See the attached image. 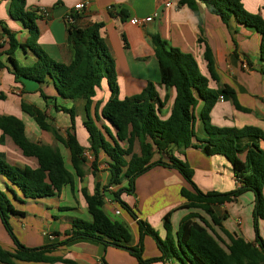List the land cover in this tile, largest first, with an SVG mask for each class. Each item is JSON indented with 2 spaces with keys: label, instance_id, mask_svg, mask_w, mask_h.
I'll return each mask as SVG.
<instances>
[{
  "label": "crops",
  "instance_id": "0c3cea01",
  "mask_svg": "<svg viewBox=\"0 0 264 264\" xmlns=\"http://www.w3.org/2000/svg\"><path fill=\"white\" fill-rule=\"evenodd\" d=\"M180 0H172V7L164 8V0H26V11H46L45 18L40 17L36 22L39 31L37 45L54 62L68 65L72 59V51L66 43V19H72L71 25L78 28L90 27L94 23H102L100 36L104 40L114 63L117 74L118 95L120 99L137 95L147 82L153 83L159 96L161 107L159 116L165 120L169 116L174 97V91L160 86V73L157 60L154 56L151 39L157 36L166 45L167 49H177L183 54L190 55L196 63L199 73L208 81V90L216 98L214 108L210 113L211 124L220 128L253 127L264 132V63L260 61V36L252 29L239 25L231 19L228 26L218 17L210 15L203 5L198 6V17L187 7L179 6ZM243 8L251 14L264 18V0H240ZM83 4L84 10L76 11L75 6ZM9 3L0 2V28L15 34L19 43H24L28 35L19 22L10 18ZM157 17L143 28L131 23L132 18ZM7 47L4 48L6 50ZM208 51L214 66V76L210 77L205 61ZM20 69H29L34 58L28 51L18 49L14 53ZM0 62L8 65L5 56ZM226 88L234 93V101L226 94ZM41 92L48 99L44 101ZM222 97V100H220ZM109 98L106 82L96 91L95 97L89 106V115L94 117L95 106L99 121L97 126L105 125L100 118V111ZM21 103L33 105L45 111L46 123L50 132L42 131L34 120L22 112ZM202 103L198 102L194 109V137L191 139V148L184 151L185 161L193 171V183L202 192L227 193L238 187L232 168L221 155L211 156L201 149L207 135L200 120ZM55 107L72 109L74 111V132L79 144L88 154L83 175L79 178L70 165V155L64 146L55 141L54 133L65 138L66 130L71 127L67 113L56 112ZM0 117H14L24 125L27 140L35 145H44L57 150L64 162L65 168L73 176V186H63L60 192L51 197L26 200L15 203L14 209L23 215H11L10 226L17 240L25 248L35 249L43 245L53 244L65 239L64 233L70 227L72 219L85 222L91 220L82 196V191L88 196L94 193L95 185L106 189L109 185L108 163L110 161L100 151L96 159L95 170L92 171L91 161L93 153L89 150L88 134L83 128L86 120L84 100H63L59 98L47 79L43 84L18 79L16 82L11 74L0 69ZM248 144L249 141H244ZM257 145L264 150V142ZM125 147V145H124ZM138 147L134 152L137 154ZM0 154L11 167H38L35 158L23 156L12 141L3 135L0 130ZM175 156L178 154L174 153ZM92 156V157H91ZM244 154L240 159H244ZM154 160L159 156L155 155ZM163 161H166L162 158ZM90 161V162H89ZM126 180L118 186H108L103 212L110 220L116 221L120 217L132 237L131 246L138 243L136 223L124 213L115 215L116 204L112 193L125 187ZM1 187V182H0ZM191 190L184 179L175 171L162 167H155L138 177L134 183L131 196L123 193L121 200L135 213L137 220L148 225L161 240L165 239L163 220L170 214L169 222L172 234L185 222V227L196 222L191 217L197 214L203 217L210 225L214 234L224 245L230 244L229 239H243L246 243L255 244L252 212L254 196L247 192L241 196L214 207L213 217L218 220L219 226L212 224L210 218L199 210L183 208L185 200L180 198L181 189ZM111 191V192H110ZM0 226L4 230L0 221ZM0 228V246L12 250L14 245L11 239ZM258 230L264 242V220L258 221ZM59 233L60 236H56ZM144 238V259L158 257L159 253L151 241ZM148 247V248H146ZM149 253L148 255L145 252ZM53 257L68 261L72 264H100L101 258L106 264H139L128 252L114 247L104 248L96 242L79 239L58 248ZM63 264V263H56ZM154 264H177L176 262Z\"/></svg>",
  "mask_w": 264,
  "mask_h": 264
},
{
  "label": "trees",
  "instance_id": "16d2710c",
  "mask_svg": "<svg viewBox=\"0 0 264 264\" xmlns=\"http://www.w3.org/2000/svg\"><path fill=\"white\" fill-rule=\"evenodd\" d=\"M9 3V16L21 24L28 38L24 43L16 40L15 34L0 28V58L5 56L8 65L0 62V69L6 70L14 80L43 84L48 79L57 96L63 100H84L86 120L83 128L88 134L90 148L94 159L92 171L96 167V159L101 151L110 161L108 163L109 185L118 186L126 180L127 188L112 193L116 209L127 215L136 223L138 243L131 246L132 237L129 228L118 221L110 220L103 212L104 192L98 185L94 187L92 196L82 191L88 214L91 220L79 219L70 221V229L64 233L65 239L40 248L28 249L19 243L9 220L11 215H23L17 212L8 199V194L19 202L51 197L60 192L63 186H73V176L65 168L60 153L44 145H35L25 136L24 125L14 117H0V130L12 143L20 149L23 156L35 158L38 167H11L0 154V221L11 239L14 248L6 250L0 246V264H72L53 257L58 248L68 243L85 239L107 247L120 250L130 249L129 253L139 264L176 262L177 264H264V242L259 234L258 221L264 220V150L257 143L264 142V132L253 127L220 128L211 124L210 113L215 106L216 98L208 90V81L203 77L190 55L177 49H167L157 36H153L151 44L160 73V86L174 91L172 106L167 119L160 116L164 105L159 100L156 86L147 82L145 87L131 97L119 98L115 63L100 36L102 23H94L84 29L75 25L66 28V43L72 51V59L68 65L51 60L37 45L39 31L37 21L42 17L38 11H26V0H0ZM203 5L207 12L218 17L228 26L231 19L239 25L254 30L261 38L259 57L264 63V18L248 13L240 0H180V7H187L198 17V6ZM7 47L6 50L4 48ZM21 49L28 51L34 58L29 69L22 70L15 60L14 53ZM206 51L205 61L210 77L214 76L211 56ZM264 74V69H261ZM105 81L109 98L100 111V118L105 125L97 126L99 118L95 106L94 117L89 115V106L97 90ZM226 94L234 101V93L226 88ZM46 101L48 98L39 92ZM198 102L202 103L200 120L207 139L202 151L211 156L221 155L230 164L238 187L227 193H202L193 183V171L185 161L184 151L191 148L194 137V109ZM21 110L30 116L37 126L46 132L51 129L46 123V113L33 105L21 103ZM56 112L67 113L71 127L66 130V137L54 133L55 141L61 143L70 155V165L76 175L81 178L85 162L84 148L79 144L74 132V111L55 107ZM248 144H243L244 141ZM125 145V147H124ZM138 147V153L134 152ZM174 153L178 154L177 156ZM244 154V159L240 155ZM158 155L159 159L154 160ZM164 158L166 161H163ZM155 167L175 170L191 190L181 189L180 198L187 210H199L207 215L212 224L219 226L213 217L214 207L221 206L230 200L250 192L254 196L252 212L255 244L246 243L243 239H229L230 244L223 241L212 231L208 222L197 214L191 217L196 222L185 227L180 225L172 234L169 217H164L166 232L161 240L153 229L142 221H138L132 209L121 200L123 193L133 192L135 180ZM19 193V195H18ZM56 236H60L59 233ZM152 237L159 253L158 257L144 259L143 239ZM100 264H106L101 258Z\"/></svg>",
  "mask_w": 264,
  "mask_h": 264
},
{
  "label": "built area",
  "instance_id": "2783aa9c",
  "mask_svg": "<svg viewBox=\"0 0 264 264\" xmlns=\"http://www.w3.org/2000/svg\"><path fill=\"white\" fill-rule=\"evenodd\" d=\"M163 6H164V8H166V9L171 8V7L173 6V5H172V0H164ZM84 8H85V6H84L83 4H79V5H76V6H75V10H76V11H82V10H84ZM38 13H39V15H41L43 18H45V17L47 16L46 11L43 10V9H41V10L39 9V10H38ZM156 17H157V15L154 14V15L151 16V17H145V18H132V19H131V23H132L134 26L138 27V28H143V27H145L146 25L152 23ZM71 23H72V19L67 18V19H66V25L69 26V25H71ZM220 100H222V97H220ZM114 214H115V215H119L120 212H119L118 210H116V211H114Z\"/></svg>",
  "mask_w": 264,
  "mask_h": 264
},
{
  "label": "rangeland",
  "instance_id": "374dc122",
  "mask_svg": "<svg viewBox=\"0 0 264 264\" xmlns=\"http://www.w3.org/2000/svg\"><path fill=\"white\" fill-rule=\"evenodd\" d=\"M138 150V149H137ZM138 152V151H137ZM88 154H90V153H85L84 154V152H83V157H84V159H85V162L87 161L86 159H88L87 157H88ZM92 157V156H91ZM85 162H84V166H85ZM90 162V161H89ZM91 162H93V161H91ZM90 165H92V163L90 164ZM91 168H92V166H91ZM125 184V188H127V183H124ZM108 187V185H106V189H105V187L104 188H101L100 190L102 191V192H104L105 193V197H107V198H109L110 197V195L107 193V190L109 191L110 189H108L107 188ZM111 192V191H110ZM18 195H19V193H18ZM126 195H128V196H131V191L128 193V194H126ZM20 196V195H19ZM8 199H9V201L11 202V204H12V206H15V203H19V202H17V201H15L13 198H12V196L10 195V194H8ZM109 215V216H111L109 213H106V215ZM116 221H118L119 223H122V220H121V218L120 217H115L114 218ZM0 228L2 229V227L0 226ZM2 231H3V233L5 234V232H4V230L2 229ZM6 235V234H5ZM146 238V237H145ZM147 239H149L150 241H151V243L152 244H155L154 243V240H153V238L152 237H149V236H147ZM148 240V241H149ZM145 242H144V239H143V246H145V244H144ZM146 248H148V247H146ZM145 254H149V253H147V251L145 252ZM143 257H144V255H143ZM145 258V257H144Z\"/></svg>",
  "mask_w": 264,
  "mask_h": 264
},
{
  "label": "water",
  "instance_id": "95a60500",
  "mask_svg": "<svg viewBox=\"0 0 264 264\" xmlns=\"http://www.w3.org/2000/svg\"><path fill=\"white\" fill-rule=\"evenodd\" d=\"M123 250L126 251V252H129V253L131 252V250L127 249V248H124Z\"/></svg>",
  "mask_w": 264,
  "mask_h": 264
}]
</instances>
